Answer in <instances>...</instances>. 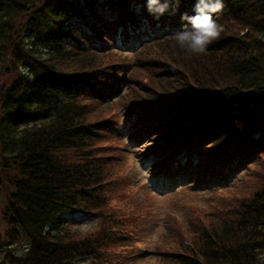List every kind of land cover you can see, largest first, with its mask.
<instances>
[{
    "label": "trees",
    "instance_id": "trees-1",
    "mask_svg": "<svg viewBox=\"0 0 264 264\" xmlns=\"http://www.w3.org/2000/svg\"><path fill=\"white\" fill-rule=\"evenodd\" d=\"M223 3L220 37L192 55L175 33L195 0L158 20L146 0H0V264H126L142 251L133 239L147 214L95 110L125 83L124 115L161 117L147 138L192 177L218 184L261 158L235 203L165 218L160 260L264 264V0ZM141 27L172 32L110 47ZM76 214L98 223L74 229Z\"/></svg>",
    "mask_w": 264,
    "mask_h": 264
},
{
    "label": "rangeland",
    "instance_id": "rangeland-1",
    "mask_svg": "<svg viewBox=\"0 0 264 264\" xmlns=\"http://www.w3.org/2000/svg\"><path fill=\"white\" fill-rule=\"evenodd\" d=\"M139 44L140 43L136 41H129L121 47L118 41H112L110 47L132 52L134 49L132 47H138ZM148 50L150 52L152 51V49ZM155 52L158 54L157 51ZM128 54L129 58H131V53ZM129 87L130 85L128 86V84L125 83L123 86L121 85L120 93L117 95L112 94L110 97L104 99L105 101L103 100L104 102L102 105L95 107V110H97L96 116H104L105 118L113 119L119 118L118 115H124L125 111L122 109L121 103L127 104L131 101V98L127 96L130 91ZM140 116L141 113H136L132 120L134 121ZM137 122H140V120ZM129 126L130 123L126 124L122 119L117 122V127L120 128L121 135L116 136L117 143L115 142V145L121 148L120 153L122 152L120 155L121 167L119 174L121 176L122 174L123 176L127 175L133 180L134 185L132 189L135 194L131 196V198L139 200V205L137 206L147 215L140 229V236L137 238L140 243L139 246H141L143 250L126 264H165L154 251L156 244L164 245L162 247L163 249L171 244L173 233L166 227L165 218L171 216V214H175L176 216H174L177 217L179 221H182V219L186 218L187 213L192 210V206L195 208L199 207V213L201 210L211 211V209L214 210L215 208H217L216 212L219 213V211L224 209L229 203H235V197L237 195L244 196L246 194V191H243V189L246 185H252L250 181L255 175L254 170L258 165L256 162L261 158L258 157L255 162L247 164L240 172H235V175L227 176L225 179L226 181L222 183L225 188L224 190L229 189L227 191H222L219 187L212 186L211 184H201L195 187L192 184L190 185L191 181L183 180L174 183L171 189H164L159 193V189L155 188V185H158L155 184V179H152L153 182L150 180L153 176L152 172L149 170L151 162L146 159V153L153 148L151 144H154V141L153 139L146 141L141 140L138 142L130 140L128 137L129 133L126 132ZM150 140L152 143H150ZM240 181H242V183L239 185ZM215 194L217 195L215 196ZM195 208L193 209L196 210ZM216 212L214 215H217ZM168 220L173 221L171 218H168ZM68 221L72 228L81 231H86L92 227L94 228L98 223L95 219L81 214L69 216ZM135 235L137 236V234ZM183 239H185L187 243L189 242L184 236Z\"/></svg>",
    "mask_w": 264,
    "mask_h": 264
},
{
    "label": "clouds",
    "instance_id": "clouds-1",
    "mask_svg": "<svg viewBox=\"0 0 264 264\" xmlns=\"http://www.w3.org/2000/svg\"><path fill=\"white\" fill-rule=\"evenodd\" d=\"M180 0H146V9L155 19L175 14ZM224 9L223 0H195L191 14L182 13L184 28L175 33L177 44L187 53L199 55L217 40L223 29L214 18Z\"/></svg>",
    "mask_w": 264,
    "mask_h": 264
}]
</instances>
